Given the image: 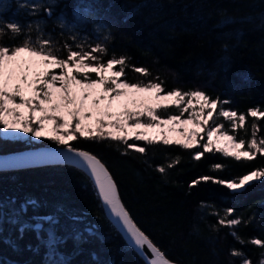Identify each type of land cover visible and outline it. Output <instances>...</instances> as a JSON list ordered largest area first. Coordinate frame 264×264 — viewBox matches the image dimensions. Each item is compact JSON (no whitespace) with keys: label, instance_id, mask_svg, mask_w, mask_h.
I'll return each instance as SVG.
<instances>
[{"label":"trees","instance_id":"obj_1","mask_svg":"<svg viewBox=\"0 0 264 264\" xmlns=\"http://www.w3.org/2000/svg\"><path fill=\"white\" fill-rule=\"evenodd\" d=\"M32 3L41 5L35 15L29 7L19 6ZM0 6L4 20L24 25L42 22L44 31L60 44L73 43V35L93 43L103 39L106 33L95 31V25L103 21L111 32L105 60L113 51L125 54L130 65L145 66L153 76L160 75L166 90L200 88L213 98L231 101L225 107L242 113L256 106L264 109V0H56L55 4L50 0H0ZM47 7L53 9L51 17L45 12ZM74 9L80 10L83 20L75 21ZM61 13L69 24L77 26L71 30L59 27ZM139 78L127 69V79ZM253 123L260 125L258 136H264V121L249 117L246 129L234 133L237 139H250ZM46 144L56 145L0 136V153ZM73 144L102 159L135 222L171 260L179 264H242L243 257L230 255L233 248L245 253L252 264L264 258V248L241 244L231 234L235 231L246 241L254 237L264 240V181L253 182L239 194L213 182L189 188L204 175L229 180L264 167V156L237 162L214 153L197 162L192 159L195 149L175 145L148 146L146 155L133 150L123 155L125 146L114 142L80 139ZM177 156L180 163L168 168L166 174L156 170ZM215 164L223 165V170L213 171ZM27 197L39 200L40 205L30 207L25 220L37 222L45 215L60 213L57 230L66 243L56 254L44 243L46 232L27 231L19 239L16 227L7 222L8 201L19 207ZM0 200L5 213L0 264H58L61 260L70 264H146L105 216L91 180L74 166L0 171ZM229 208L235 210L229 219L239 216L251 222L237 228L220 227L218 217L210 213L224 216ZM73 217L79 222L74 223ZM86 226L92 228L93 235H85L80 242L68 238Z\"/></svg>","mask_w":264,"mask_h":264},{"label":"snow or ice","instance_id":"obj_2","mask_svg":"<svg viewBox=\"0 0 264 264\" xmlns=\"http://www.w3.org/2000/svg\"><path fill=\"white\" fill-rule=\"evenodd\" d=\"M50 2L55 4L56 0ZM19 6L29 7L33 15L41 7L38 3ZM45 12L51 17L52 7L45 8ZM73 16L77 22L84 19L79 9L73 10ZM57 22L62 29L71 30L77 26L76 23L69 24L64 13L58 16ZM95 31L106 34L94 43L87 37L73 35L70 37L73 43L60 44L51 33L44 31L42 22L24 25L4 20L0 6V136L24 134L35 140L54 142L60 150L56 155L67 157L89 174L105 209L127 234L131 246L140 252L148 249L151 258L146 257V264H176L135 222L122 201L116 180L102 159L75 147L73 142L84 139L123 144V155H128L130 150L146 155L148 146L175 145L184 150L195 149L192 159L197 162L206 154L214 153L237 162H251L257 156H264V136H258L260 125L252 124L248 140L237 139L234 133L246 129L249 117L264 121V109L256 106L242 113L225 107L231 101L219 96L213 98L200 88L166 90V81L160 75L153 76L148 67L130 65V57L125 54L117 55L113 51L105 60L104 57L109 56L111 32L103 21L95 25ZM129 68L142 78L127 79ZM171 108H175L176 113L169 112ZM220 118L230 127L226 129L224 123L218 122ZM138 142H143L144 146ZM180 159L177 156L156 170L166 174L168 168L180 163ZM223 168L221 164L212 165L213 171ZM261 181H264V167L229 180L204 175L193 180L189 188L202 182H213L239 194L253 182ZM8 205L7 222L16 227L19 239H23L27 231L38 235L46 232V239H41L52 254L66 243L57 230L59 212L31 222L24 216L30 207H39V200L27 197L15 207V202L10 199ZM234 211L226 209L224 216L216 211L210 214L218 217L220 227L237 228L251 222V219L245 221L239 216L229 219ZM4 222V203L0 200V235ZM73 222H79L78 217H73ZM93 234L92 228L86 226L77 228L68 238L80 242L85 235ZM231 234L241 244L251 243L264 248V240L258 237L246 241L235 231ZM230 255L243 257L242 264H252L240 249L233 248ZM58 264L70 262L61 260ZM259 264H264V258Z\"/></svg>","mask_w":264,"mask_h":264},{"label":"water","instance_id":"obj_3","mask_svg":"<svg viewBox=\"0 0 264 264\" xmlns=\"http://www.w3.org/2000/svg\"><path fill=\"white\" fill-rule=\"evenodd\" d=\"M59 151H60L59 146H56V145H40V146H35V147H29L23 150L0 153V171L18 170V169H24V168L46 166V165L65 164V165L74 166L78 168L79 170H81L84 174L87 175V177L93 183L89 174L85 170L74 165L71 161L68 160L67 157H61V156L56 155ZM95 190L98 194L96 187H95ZM99 200L101 202L103 212L105 216L107 217V219L117 229V231L123 237L125 242L130 246V248H132L137 254H139L140 257L146 263V257L150 259L151 253L148 251L147 248H145L143 252H140L138 249H135L133 246H131V242L129 238L127 237V234L124 232L121 226L109 215L100 197H99ZM176 264H179V263L176 262Z\"/></svg>","mask_w":264,"mask_h":264},{"label":"rangeland","instance_id":"obj_4","mask_svg":"<svg viewBox=\"0 0 264 264\" xmlns=\"http://www.w3.org/2000/svg\"><path fill=\"white\" fill-rule=\"evenodd\" d=\"M57 71H59V70H57ZM173 110V113H176V109L175 108H172ZM187 116V114H185V117ZM218 122H222V123H224L225 124V128L227 129V127L229 126V123L226 121V120H224L223 118H220V120L218 121ZM211 123V122H210ZM6 137H12V136H6ZM12 138H22V139H27V141H29V142H31V144H33V142H45V141H47V142H52V141H49V140H46V139H42V140H35V139H33V138H31V137H29V136H26V135H24V134H18V135H16L15 137H12ZM46 145H48V144H46ZM58 146V145H57Z\"/></svg>","mask_w":264,"mask_h":264}]
</instances>
